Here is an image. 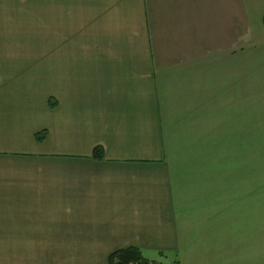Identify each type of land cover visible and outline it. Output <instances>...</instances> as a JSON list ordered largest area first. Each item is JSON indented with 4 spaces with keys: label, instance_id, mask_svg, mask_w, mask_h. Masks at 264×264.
Instances as JSON below:
<instances>
[{
    "label": "crops",
    "instance_id": "0c3cea01",
    "mask_svg": "<svg viewBox=\"0 0 264 264\" xmlns=\"http://www.w3.org/2000/svg\"><path fill=\"white\" fill-rule=\"evenodd\" d=\"M263 51L264 0H0V264H226L186 148L246 143Z\"/></svg>",
    "mask_w": 264,
    "mask_h": 264
},
{
    "label": "rangeland",
    "instance_id": "374dc122",
    "mask_svg": "<svg viewBox=\"0 0 264 264\" xmlns=\"http://www.w3.org/2000/svg\"><path fill=\"white\" fill-rule=\"evenodd\" d=\"M246 58L253 65L255 52L248 50ZM251 72L247 73L246 143L186 148L195 157L190 164L204 167L208 176H212L198 181L199 186H208L206 191L211 188L214 191L197 195L198 204L207 205V214L211 213V205L220 206L221 199V205L227 207L224 213L228 214L230 232L229 251H224L226 264H264V97L254 96L253 84L248 85L254 81ZM155 258L164 264H179L173 256Z\"/></svg>",
    "mask_w": 264,
    "mask_h": 264
},
{
    "label": "trees",
    "instance_id": "16d2710c",
    "mask_svg": "<svg viewBox=\"0 0 264 264\" xmlns=\"http://www.w3.org/2000/svg\"><path fill=\"white\" fill-rule=\"evenodd\" d=\"M46 136V132L42 131L37 134V139L42 140ZM104 150L98 146L94 150L95 157H103ZM110 264H164L161 261L149 260L144 257L140 250L137 248H127L120 251H116L110 255Z\"/></svg>",
    "mask_w": 264,
    "mask_h": 264
}]
</instances>
